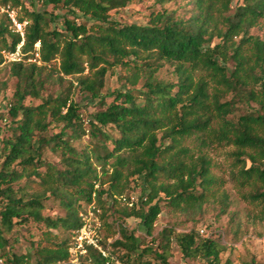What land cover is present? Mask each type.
Returning a JSON list of instances; mask_svg holds the SVG:
<instances>
[{
  "label": "trees",
  "instance_id": "obj_1",
  "mask_svg": "<svg viewBox=\"0 0 264 264\" xmlns=\"http://www.w3.org/2000/svg\"><path fill=\"white\" fill-rule=\"evenodd\" d=\"M134 1L37 0L29 11L21 0H0V11L23 9L24 16L16 17L26 23L24 61L10 64L9 76L16 82L7 114L0 115L2 264H69L84 204L101 210L97 243L108 255L88 247L82 264H152L149 255L167 264L172 239L184 260L219 264L226 247L211 236L165 227L155 248L142 247L144 240L106 223L113 214L123 222L134 218L151 237L162 205L194 220L215 179L209 161L194 159L182 147L186 138L234 146L242 184L256 185L250 200L264 202V37L248 33L264 17V0H241L232 13L233 0H191L194 14L187 20L166 10L150 13L145 24L110 18ZM2 16L0 65L2 52L14 51L21 41ZM214 39L219 43L211 46ZM36 44L40 65L26 62L34 58ZM230 61L233 68L227 66ZM164 65L173 68L174 82L156 77ZM117 68L127 72L121 84L102 95L108 70ZM197 71L206 78L195 81ZM51 85L57 90L44 96ZM5 86L0 82V91ZM73 87L98 107L87 129L71 99ZM229 93L231 99L222 101ZM237 104L246 110L234 116ZM84 136L87 145L77 147ZM45 151L56 154L59 163L46 161ZM131 183L140 186L136 204L125 194ZM50 199L65 211L63 217L43 216ZM29 224L39 228V239L30 235L18 253L13 236ZM60 226L70 235L55 242L53 231Z\"/></svg>",
  "mask_w": 264,
  "mask_h": 264
},
{
  "label": "rangeland",
  "instance_id": "obj_2",
  "mask_svg": "<svg viewBox=\"0 0 264 264\" xmlns=\"http://www.w3.org/2000/svg\"><path fill=\"white\" fill-rule=\"evenodd\" d=\"M21 1L23 2L24 8L31 11V1L36 2L37 0ZM241 3V0H233L230 12H234L237 6ZM36 5L37 9L40 11L43 10L39 7V4ZM163 10H166L169 13L174 12L178 18L183 20L189 19L194 14V6L191 0H137L117 12L112 11L110 13V18L121 24H145L149 20L150 13H156ZM46 11L50 12L51 7H47ZM2 14L4 13L0 11V20L3 18ZM16 15L23 17L24 10H18ZM51 27L53 26L51 25ZM248 33L251 36H257L263 39L264 17L260 18L257 24L250 28ZM239 39V37L234 39L236 45L239 43ZM217 43H219V41L214 39L211 46L216 45ZM26 62L32 63L28 61ZM56 63H58V61ZM227 66L233 68V62H228ZM9 68L10 64L8 63L0 65V82L6 83L4 89L0 91V115L3 116H6L7 114L6 105L11 98L16 82V80L9 76ZM126 73V71H122V69L120 70L119 68L109 69L105 76V86L101 91L102 95H107L117 89L121 84V76ZM156 77L164 81H175L173 68L169 65H164L160 68L156 73ZM201 77L206 78L203 71H197L193 74V79L195 81ZM68 80L72 81L73 86L76 85L74 79ZM55 90H57V86L55 85L46 86L42 94L46 96L52 94ZM72 91L73 94L71 99L77 103L83 121V127L87 129L92 114L98 110V107H96L94 102L88 96L78 93L77 89H74V87ZM209 93H211V91H209ZM231 97L232 94L229 93L222 101H228ZM110 100V98L106 99L107 102H110ZM26 103L37 105L39 100H28ZM236 107L237 110L235 111L234 116L243 114L246 110V106L243 104H237ZM216 124H218V121ZM216 124L215 127H217ZM1 125L3 126V123H1ZM55 132H57V130L50 131L49 134L52 135ZM4 135H8V132L5 130ZM158 136H160V133ZM87 143L88 138L87 136H84L81 138L80 142L75 143V145L81 147L87 145ZM181 145L188 149L189 154L192 155L194 159L203 156L209 161V171L215 179V184L211 188V195L207 198L202 210L196 211L195 214L191 216L194 220H189L186 216L172 212L166 206L162 205L161 213L155 222L151 237H146L144 229L140 226L139 221L134 218L127 219L123 222L122 220H118V215L113 214L107 216V225L111 226V228L116 231L124 229L128 234L133 233L139 240L145 241L142 247L151 245L154 248L159 242V232L165 227L172 228L176 233L194 230L199 235H202L200 231H203L204 237L211 236L213 239H218L220 244L226 247L225 252L220 256L219 264H225L226 261H229L230 264H245L251 260H254L259 264H264V202L260 200H250L249 196L254 194L256 185H253V183L246 185L242 184L241 179L238 176V171L241 165L235 157L236 148L232 145H226L224 142H218L216 140H206L204 143L201 140L194 138H186L181 142ZM43 158L50 163H59V157L49 151L44 152ZM248 165L249 164L247 163L246 166ZM257 187H259L258 184ZM27 191L29 190L27 189ZM125 194L129 196L130 201H134L136 204L141 194L140 186L137 185V183H131L130 189H128ZM87 209L88 206L84 204L79 212H85ZM100 213L101 210H99V213L97 214L98 217ZM42 214L43 216L56 218L63 217L65 211L57 202L50 199L47 201ZM38 229L39 228L33 224L22 227L20 231L13 236L15 239V251L18 253L24 251V247L28 246L30 235H34L32 239L38 240V235L40 234ZM53 234L57 236L55 242L66 240L70 235L69 232L61 226L53 231ZM101 235H105L102 230ZM117 237H119L118 234L115 238ZM152 239H154L153 242H151ZM111 240L112 239H109V241ZM141 249L142 248H140V250ZM153 257V255H149L148 257L152 259V264H163L157 258ZM167 264L204 263L199 260H184L176 242L172 239Z\"/></svg>",
  "mask_w": 264,
  "mask_h": 264
},
{
  "label": "built area",
  "instance_id": "obj_3",
  "mask_svg": "<svg viewBox=\"0 0 264 264\" xmlns=\"http://www.w3.org/2000/svg\"><path fill=\"white\" fill-rule=\"evenodd\" d=\"M1 12L7 15L11 22L12 31L18 34L21 38L20 43L14 51L2 52L3 63L11 64L14 62H22L24 61L25 56V54L22 53V46L24 44V27L26 23H20L17 20L15 11L10 10L9 8L1 9ZM34 49V53H30L34 55V58H29L27 61L40 65L39 44H36ZM128 205L130 207L132 206L131 203ZM98 213L99 210L95 208L94 204H91L85 212L82 211L79 214L82 225L70 242L69 264H82L81 259L86 255L88 247L97 250L103 257H107V250L102 249L97 243L98 232L101 228V223L97 216ZM200 233L202 235L204 234L203 231H200ZM106 264L122 263L118 260H114L113 262Z\"/></svg>",
  "mask_w": 264,
  "mask_h": 264
}]
</instances>
